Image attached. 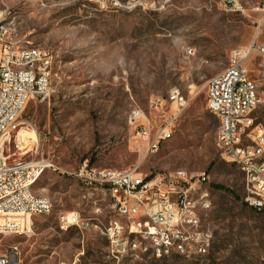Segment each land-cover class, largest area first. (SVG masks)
<instances>
[{
    "label": "rangeland",
    "instance_id": "rangeland-1",
    "mask_svg": "<svg viewBox=\"0 0 264 264\" xmlns=\"http://www.w3.org/2000/svg\"><path fill=\"white\" fill-rule=\"evenodd\" d=\"M239 1L241 10L227 0H150L155 3L144 7L131 0H0L19 45L51 54L49 89L22 110L5 153L11 161L44 159L58 168L33 188L52 200L53 210L33 216L26 233H0V255L18 247V264H264V210L246 204L244 175L226 159L220 120L207 104L209 80L229 67L233 53L264 43L259 0ZM261 63L255 51L245 61L255 78L263 77ZM176 88L188 103L172 137L149 150L152 141L137 137L136 127L146 122L155 136ZM138 110L148 120L135 118ZM85 160L99 168L137 167L149 176L205 173L213 197L210 252L192 259L140 252L115 258L104 235L116 215L113 199L61 171ZM68 212L98 227L64 230L58 218Z\"/></svg>",
    "mask_w": 264,
    "mask_h": 264
},
{
    "label": "built area",
    "instance_id": "built-area-1",
    "mask_svg": "<svg viewBox=\"0 0 264 264\" xmlns=\"http://www.w3.org/2000/svg\"><path fill=\"white\" fill-rule=\"evenodd\" d=\"M140 6L152 5L147 0H131ZM234 10H241L239 0H227ZM104 5V3H103ZM258 10L264 11V0ZM262 60V78H255L245 65L252 52ZM50 52L34 46H22L15 40L4 14H0V233H26L32 227L33 216L40 210H53L48 197L32 194V180L41 169L58 168L49 160H13L5 153L4 144L19 126L18 119L27 103L49 89ZM171 107L159 126L149 150L173 135L175 120L186 107L188 99L179 89L170 93ZM208 109L220 120L218 142L226 159L235 163L244 175L248 205L264 210V43L254 42L246 51H235L229 67L208 82ZM164 111V112H165ZM135 118H148L141 110ZM136 136L149 139L146 122L136 127ZM2 141V142H1ZM81 183L101 189L111 199L115 213L127 220V227L112 221L105 228L112 255L119 259L136 256L135 237H142L144 249L154 257L207 255L214 242V232L207 226V216L213 209V197L206 187L209 176H198L185 170L149 176L132 168L118 170L99 168L85 160L73 171L61 170ZM198 187L205 195L196 197ZM62 229L67 224L80 225L84 234L97 225L86 224L78 212L61 214ZM18 247L0 255V264H18Z\"/></svg>",
    "mask_w": 264,
    "mask_h": 264
},
{
    "label": "bare ground",
    "instance_id": "bare-ground-1",
    "mask_svg": "<svg viewBox=\"0 0 264 264\" xmlns=\"http://www.w3.org/2000/svg\"><path fill=\"white\" fill-rule=\"evenodd\" d=\"M148 1H150V0H147V2ZM47 170H49V169H41L36 173L35 179L32 180V194H36L34 192L33 188L36 185V183L38 182V180L41 178V176ZM204 195H205V190H203L202 187H198L196 190V197H203ZM38 196H40V195H38ZM40 197H46V196H40ZM113 201H114V206H115V199H113ZM51 211H52L51 209L40 210V215L49 214ZM124 220H125V218L119 214H116L112 218V221H114V223L118 224L120 227H127V223ZM86 224H92V220L86 218ZM70 227H77L80 230V225H78V224H67V229H69ZM135 246H136V254H138V252H140L143 254L152 255L154 257V252L151 249H144V242H142V237H135ZM164 257H171V252H164ZM196 257H201V255H190L189 257H180V258L192 259V258H196Z\"/></svg>",
    "mask_w": 264,
    "mask_h": 264
},
{
    "label": "crops",
    "instance_id": "crops-1",
    "mask_svg": "<svg viewBox=\"0 0 264 264\" xmlns=\"http://www.w3.org/2000/svg\"><path fill=\"white\" fill-rule=\"evenodd\" d=\"M155 136H156V133H155ZM155 136H154V134H153V135H150V137H152L153 139L150 138V139H148V141H150V140L153 141L154 138H155ZM92 224H93V223H92ZM72 228H76V229H78L77 227H72ZM78 230H79V229H78Z\"/></svg>",
    "mask_w": 264,
    "mask_h": 264
},
{
    "label": "trees",
    "instance_id": "trees-1",
    "mask_svg": "<svg viewBox=\"0 0 264 264\" xmlns=\"http://www.w3.org/2000/svg\"><path fill=\"white\" fill-rule=\"evenodd\" d=\"M216 187H218V188H220V189H226L225 187H223V186H219V185H217ZM227 190V189H226ZM247 204V203H246ZM248 205V204H247ZM253 208V207H252ZM253 209H255V210H258V209H256V208H253Z\"/></svg>",
    "mask_w": 264,
    "mask_h": 264
}]
</instances>
